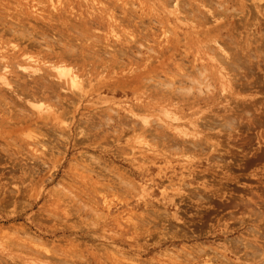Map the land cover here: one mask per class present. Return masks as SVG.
<instances>
[{"label":"rangeland","instance_id":"1","mask_svg":"<svg viewBox=\"0 0 264 264\" xmlns=\"http://www.w3.org/2000/svg\"><path fill=\"white\" fill-rule=\"evenodd\" d=\"M263 3L212 0L222 18L209 22L223 24L221 39L233 38L253 53L243 76L233 82L243 113L235 114L229 134L219 127L208 130L219 132L220 150H228L220 157L209 144L182 155L139 134L144 108L152 110L148 118L154 125L164 117L150 103L157 81L169 78L177 65L192 69L203 53L205 40L199 46L192 40L194 22L185 21L186 36L184 26L178 34L179 28H169L176 21L164 0H61L59 14L49 0H0V52L11 54V44H17V53L22 47L3 34L11 25L27 29L38 42L40 31L61 32L65 38L74 29L79 36L75 52L89 70L83 72L89 80L85 90L90 89L77 102L76 116L68 113L62 127L28 120L29 112L0 90V264H24L22 257L37 238L55 258L69 255L75 264H234L232 253H221L227 252L224 247L244 250L241 236L264 240V215L240 224L250 216L245 206L255 208L251 199L264 212ZM109 9L121 22V35L138 42L133 36L128 42L108 39ZM95 18L100 25H89ZM144 63L158 68L137 87L134 76ZM222 104L194 108L211 115L210 108Z\"/></svg>","mask_w":264,"mask_h":264},{"label":"bare ground","instance_id":"2","mask_svg":"<svg viewBox=\"0 0 264 264\" xmlns=\"http://www.w3.org/2000/svg\"><path fill=\"white\" fill-rule=\"evenodd\" d=\"M49 1L51 9L59 14L57 4H60L61 0ZM164 1L169 4V13L172 14V19L176 21L169 28L173 30H176V27L179 28L177 29L178 34V30H182L184 26L185 32L183 33L186 36L189 28L186 25L188 23L185 21L194 22L195 24L190 25L195 28L193 30L195 35L192 36V40L195 44L199 43L198 46L205 40L200 45L203 53L194 58L196 62L201 61L199 63L194 62L192 69L177 65L176 71L171 73L169 78L165 77L162 81H157V85L160 84V86L154 87L151 95L153 102L150 103L157 105L154 109L161 112L164 117H157L155 119L157 125H154L151 122L152 120L150 121L148 118V114L150 116L152 110L144 108L146 114L140 117L139 134L145 138L149 137L152 142L155 140L156 143H153L156 146L173 148L182 155L195 152L194 150L201 152L205 150V145L209 144L208 148H213L212 150L217 151L216 156L221 157L220 153L228 152V150L225 149L221 152L220 149L223 148L224 144L221 143L219 132H209L208 130L219 127L218 130L222 131V134H225V132L229 134L237 120L235 114L241 115L243 113L242 110L239 111L242 109L240 106L243 105H241L240 100H236V91L233 87L235 84L233 82L238 77L243 76V65L249 63L248 60L253 56V53H251L252 48L246 44L243 47L239 46L237 42L232 40L233 38L228 37V41L221 39L219 31L223 24L209 22V18H213L214 21L222 18L216 16L222 13L213 6L212 0ZM56 2L58 3L56 4ZM31 6L35 7V5ZM195 11H198L203 19ZM203 11L206 15L203 14ZM178 12L184 15L180 17ZM260 15L264 17V10L260 12ZM106 16L109 28L108 39L114 38L115 41L119 42L121 38H124L123 41H130V37L133 35L127 33V38L121 35L119 28L121 22L117 24V18L111 9L107 10ZM180 20L183 21L178 23ZM230 21L235 23L236 19L233 17ZM99 22L100 20L95 18L90 21L89 25L95 27V25H100ZM198 26H201L200 30H198ZM67 32L71 35L68 33L63 38L61 32L53 31L48 35L47 32L40 31L39 37L43 39L40 42L34 40L33 34L27 29H18L11 25L8 30L3 32L9 39L17 41L22 47L17 53L15 51L17 44H11V54L8 51L0 52V85L4 86V88L0 87V90L6 91V96L4 94L3 97H11L14 102L26 109L29 112L28 120L35 123L60 125L59 127H62L60 123L63 118L68 113L76 116L77 102L87 92L90 93L89 88L85 90L89 85V80L87 81V77H83V72H89L86 69L87 62L79 52H75L77 49L75 40L79 36L74 29L67 30ZM50 38L54 39L55 42H52ZM168 39L169 37H165L164 40L168 41ZM133 40L138 42L135 37ZM209 41H213L212 44ZM174 46L176 45L174 44L170 48ZM256 49L254 48V52H256ZM244 53H248L247 59H244ZM202 54L208 57L205 58ZM108 66L109 64L105 65V67ZM156 68L158 67L151 63H144L143 69H140L138 74L134 76L136 78L134 81L135 86L140 87L143 78H150L155 75ZM106 72H108L107 69ZM219 101H224V104L220 107L217 106L215 109L210 108L214 111L211 115L202 114V110L194 108L201 105L209 108L210 104L214 102L218 104ZM3 103L4 100L0 97V105H4ZM148 103L143 104L147 106ZM187 109H192V111L186 112ZM19 110L24 116L23 110L21 108ZM129 112L135 115L134 112ZM245 112H248L247 108L244 109ZM48 120L51 123H48ZM200 134L201 136H199ZM37 135L28 134L31 138H38ZM215 136L216 139L213 138ZM35 140L38 141V139ZM146 145L150 147L151 144ZM251 201L246 205H250L251 202L255 205V208L250 206H245V208H248L249 215L255 218H250V216L242 218L241 225H245L249 221L252 224L254 220L260 217L259 214L264 215V212L261 213L257 208L256 201L252 199ZM232 205L236 206V203ZM239 229L240 227L234 228L235 231L241 232ZM238 236L241 235L238 233ZM244 238L241 236L240 239L244 250L231 244L229 249L224 247L227 252L221 253L225 255L232 253L228 256L229 258L234 256L237 259L233 261L234 264H240L241 259L244 260L243 264H264V240L259 242L258 240L248 239L246 241ZM34 240L36 241L33 244L34 247H30L29 252L27 251L26 255L22 257L24 264H39L36 261H43V264H48L49 261L47 260L49 259H51L52 264H75L77 262L75 259L73 261L69 260L72 259L69 255L55 258L45 242H39L38 238ZM235 241L233 240L232 243H235ZM253 242L258 243L254 244Z\"/></svg>","mask_w":264,"mask_h":264}]
</instances>
